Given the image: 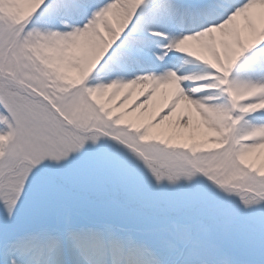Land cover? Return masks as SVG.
I'll return each instance as SVG.
<instances>
[{
    "label": "snow or ice",
    "instance_id": "1",
    "mask_svg": "<svg viewBox=\"0 0 264 264\" xmlns=\"http://www.w3.org/2000/svg\"><path fill=\"white\" fill-rule=\"evenodd\" d=\"M0 264H264V0H0Z\"/></svg>",
    "mask_w": 264,
    "mask_h": 264
}]
</instances>
